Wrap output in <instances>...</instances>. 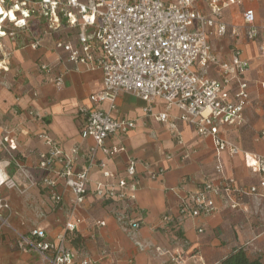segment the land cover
Instances as JSON below:
<instances>
[{"label": "crops", "instance_id": "crops-1", "mask_svg": "<svg viewBox=\"0 0 264 264\" xmlns=\"http://www.w3.org/2000/svg\"><path fill=\"white\" fill-rule=\"evenodd\" d=\"M235 7L238 15H235L237 10L235 13V8L231 7L225 10L224 20L230 26H238L240 35L231 38L233 41L226 53L219 52L217 45L213 48L220 57L228 58L232 49L238 47L250 62L246 79L251 103L245 110L246 124L239 128H226L223 133L241 149V153L232 156L227 151L218 152L212 137L199 136L194 128L180 121L177 129L171 130L155 119V115L164 111L162 103H157L152 115L147 116L144 101L122 93L116 102L115 116L134 120L137 125L121 138L126 148L123 153L105 156L99 151L97 156L116 174L124 172L129 160L137 162L140 186L130 212L141 226L136 230L123 229L112 213L114 202L94 197L92 192L96 182L104 181L99 169L94 167L87 201L75 210L83 223L79 232L71 235L81 239L75 247L90 254L99 264H222L226 257L240 248L251 259H260L264 264V187L260 186L259 174L247 167L245 161V154L264 155V57L258 44L246 39L242 22L245 8H253L257 25L264 26V0H245L243 5ZM237 16L239 20L236 22ZM230 17L232 21H229ZM2 27L4 30L5 23ZM71 33L70 39L57 40L46 36L38 48L28 44L20 47L15 43L13 47L8 44L13 49L11 57L2 61L13 79L0 81V134L11 131L17 137L18 148L14 154L37 181L43 175L56 179L63 169V163L57 160L47 171L40 170L41 155L49 153L52 148L39 138L40 132L45 131L63 154L70 153L74 147L79 148L75 165L77 172L88 164V153L94 145L91 139L81 138L80 131L86 119L82 109L96 108L91 95L101 86L103 73L100 69L74 66L65 61L64 54L56 49V42L75 41V33ZM212 37L211 43L216 44L230 38ZM43 63L54 68L55 76L63 77L61 87L41 71ZM103 108L108 109L109 104L103 103ZM178 113L176 109L171 111L173 116ZM119 142L120 138L114 135L105 144L111 147ZM218 160L223 164L224 177L215 172ZM14 168L15 172L10 177L21 189L28 188V182L15 165ZM153 169H163L164 173L152 177L149 171ZM223 179L235 187L248 190L256 186L258 190L241 198L236 196L240 203L237 209L226 206L221 196L213 195L217 208L215 213L199 217L180 215L182 198L196 191L203 182L221 187ZM24 190L22 195L14 192L13 199L24 211L32 205L29 212L33 213L30 221L34 227L30 230L43 228L53 238L64 229L73 211L71 191L60 181L54 191L63 194V203L54 210L48 205V188L39 183L30 190ZM97 220H104L106 225L96 229L93 225ZM6 236L3 231L0 248ZM102 248L109 250L108 257H101Z\"/></svg>", "mask_w": 264, "mask_h": 264}, {"label": "built area", "instance_id": "built-area-1", "mask_svg": "<svg viewBox=\"0 0 264 264\" xmlns=\"http://www.w3.org/2000/svg\"><path fill=\"white\" fill-rule=\"evenodd\" d=\"M259 1V0H256ZM245 0H39L36 5L44 8L49 21V29L63 26L75 33V41H58L56 49L64 54L67 63L74 66L87 65L90 69H100L103 73L101 86L92 93V110L83 108L86 119L80 135L83 140L91 139L94 145L88 153V164L77 172L75 165L79 148L70 153L60 152L45 131L39 138L52 146L47 154H42L39 168L43 172L52 168L55 161L63 163L59 177L54 179L43 175L40 181L32 178L18 162L15 151L17 137L13 132L0 134V188L20 190L17 181L7 174L13 164L28 182V188L39 183L50 190L48 205L56 210L63 203V194L54 189L63 182L64 188L72 193L73 211L62 231L53 238L43 228L29 232H17L15 247L22 253L37 255L42 264H99L90 254L76 248L69 235L77 233L83 219L75 210L83 206L90 192V174L94 167L101 172L104 181L96 182L94 197L114 202L112 211L117 223L125 230L140 228L141 222L131 215L140 186L137 162L129 160L123 173H114L107 163L98 159V152L105 156L123 153L126 148L124 138L136 127V121L115 116L116 102L122 93H129L146 103L147 116L152 115L157 103H162L164 111L155 119L177 129V122L194 128L199 136L212 137L218 152L227 151L235 156L241 149L224 136L226 128H239L246 124L245 110L251 103L249 83L246 75L250 62L243 51L234 47L228 58H222L211 43L217 38L240 35L238 26H230L224 20L226 9L243 5ZM27 0H0V36L6 32L2 25L6 14L13 12L18 19L14 24L22 28L27 19L38 9L26 8ZM5 12L1 14V12ZM10 19V17H9ZM64 21V23H63ZM245 37L256 42L264 57V26L256 23L253 8H245L242 13ZM64 24V25H63ZM40 46V41L31 44ZM4 61V60H3ZM41 71L51 76L58 87L63 85V77L55 76L50 64H41ZM214 73V75H213ZM53 76V77H52ZM264 89V83L262 84ZM103 103L109 108L104 109ZM178 115H171L172 110ZM118 136L120 142L108 147L105 142L111 136ZM180 144L181 141H178ZM247 167L260 176V186L264 187V155L245 154ZM215 172L224 177V167L220 160ZM152 177L162 176L163 169L149 171ZM253 186L248 190L235 187L223 179L221 187L209 182L201 183L196 191L180 200L179 213L191 217L209 216L216 212L213 195L221 196L224 204L232 209L240 206L236 196L242 197L257 192ZM9 210L6 198L0 196V211ZM0 225V244L3 227H11L8 219ZM106 225L104 220L94 222L96 229ZM202 232V230H199ZM96 239V236H95ZM109 256V250L101 249V257Z\"/></svg>", "mask_w": 264, "mask_h": 264}, {"label": "rangeland", "instance_id": "rangeland-1", "mask_svg": "<svg viewBox=\"0 0 264 264\" xmlns=\"http://www.w3.org/2000/svg\"><path fill=\"white\" fill-rule=\"evenodd\" d=\"M36 1L39 0H27L26 8H36L38 10L34 16H31L27 19L26 26L22 28L18 27V25L14 24V22L9 21H17L15 14L13 12L7 13L8 16L6 18L7 20L5 21L4 29L6 35L0 36V81H10L13 79V76L10 74V72L4 69L5 65L2 63L3 60H8L7 58L11 57L10 55L13 51V49L10 48L8 44L12 45V47L14 46V43L16 44V47H20V45L22 46L27 44L31 45L35 41L42 42L46 36H51L53 37V39L57 40H61L63 38H72V33L65 26L57 30L49 29V21L44 15V8L40 7L39 4L36 5ZM234 8L236 13L237 7ZM241 9L240 11L242 12L243 9ZM235 15H238V10L237 14ZM235 20L237 22L239 20V17L237 16ZM229 21H232L231 17L229 18ZM231 38L232 37L227 38L226 40L224 39L221 42L218 41V44L212 42V44L214 45L213 47L217 45L219 52L226 53L228 51V45L230 44V42L233 41V38ZM211 40L213 41L214 38L212 37ZM14 172V165L7 169V174H9L10 176H12ZM24 189L30 190V188ZM24 189H22V191H25ZM14 192H17L19 195L24 194L21 193L20 190H9L6 187L0 188V196L6 198L10 205L9 210L5 209L3 211H0V217L2 219H8V222L11 226L9 228H2V230L6 232L7 238H4V243L1 246L2 248H0V264H42V261L39 257H36L34 255H23L15 247V231L27 232L28 230L34 227V223L32 224V222L30 221L33 217V213L29 212L32 210V205H29L27 207L28 211L22 210L17 201H14L13 199V194H16ZM26 197L27 195L24 198ZM1 223L2 221L0 219V225Z\"/></svg>", "mask_w": 264, "mask_h": 264}, {"label": "trees", "instance_id": "trees-1", "mask_svg": "<svg viewBox=\"0 0 264 264\" xmlns=\"http://www.w3.org/2000/svg\"><path fill=\"white\" fill-rule=\"evenodd\" d=\"M74 246L78 245L81 241L79 236L69 235ZM222 264H263L260 259H251L246 251L242 248L233 251L228 257H226Z\"/></svg>", "mask_w": 264, "mask_h": 264}, {"label": "bare ground", "instance_id": "bare-ground-1", "mask_svg": "<svg viewBox=\"0 0 264 264\" xmlns=\"http://www.w3.org/2000/svg\"><path fill=\"white\" fill-rule=\"evenodd\" d=\"M5 12H1V14H4ZM8 14H6V18H7ZM18 20V19H17ZM11 21H14V20H11ZM1 34V33H0ZM1 66V65H0Z\"/></svg>", "mask_w": 264, "mask_h": 264}]
</instances>
